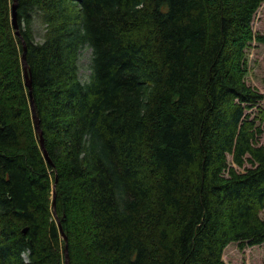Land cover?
I'll use <instances>...</instances> for the list:
<instances>
[{
	"label": "trees",
	"instance_id": "1",
	"mask_svg": "<svg viewBox=\"0 0 264 264\" xmlns=\"http://www.w3.org/2000/svg\"><path fill=\"white\" fill-rule=\"evenodd\" d=\"M262 2L17 0L20 38L0 0V264H64L58 221L69 264H227L229 244L261 246L264 92L245 75Z\"/></svg>",
	"mask_w": 264,
	"mask_h": 264
},
{
	"label": "rangeland",
	"instance_id": "2",
	"mask_svg": "<svg viewBox=\"0 0 264 264\" xmlns=\"http://www.w3.org/2000/svg\"><path fill=\"white\" fill-rule=\"evenodd\" d=\"M39 22L36 19L33 24L35 41H41L44 32V28ZM252 27L255 32L264 33V0L255 12ZM246 55L245 80L248 84L264 92V45L252 42L246 50ZM91 56V47L83 46L79 50L77 73L82 82L89 79ZM259 142L264 144V131L259 137ZM24 257L26 258V254ZM223 260L227 264H264V242L261 246H253L244 250H239L234 243H231L224 249Z\"/></svg>",
	"mask_w": 264,
	"mask_h": 264
},
{
	"label": "water",
	"instance_id": "3",
	"mask_svg": "<svg viewBox=\"0 0 264 264\" xmlns=\"http://www.w3.org/2000/svg\"><path fill=\"white\" fill-rule=\"evenodd\" d=\"M16 4H17V0H12V3H11V22H12V26H13L15 35H17L21 38V34L19 32V26H18V22H17ZM22 44H23V53L21 55V62L23 64L24 82H25V85L27 86L28 92H29L30 106H31V111H32V118H33V124H34V128H35V132L38 135L40 147L42 148V150H44L42 131L39 128V122L37 120L38 117L36 116V111H35V107H34V100L32 97V83H31V79L29 76L30 74L28 73V70H27V63H26V58H25V51H26L25 42L22 41ZM44 155H45L48 163L52 165V163H51L50 159L48 158L45 151H44ZM55 183H56V179H55V182L53 185V189H54ZM54 194L55 193L53 191L52 208H53V214L56 215ZM58 224H59V230H60L61 236H62V238L64 240V244H65V246H64V264H69V255H68V249H67V238H66L65 234L63 233V230H62V227H61L59 221H58Z\"/></svg>",
	"mask_w": 264,
	"mask_h": 264
}]
</instances>
